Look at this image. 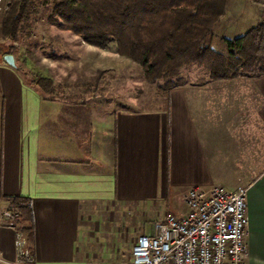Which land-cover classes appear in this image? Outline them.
Here are the masks:
<instances>
[{
  "label": "crops",
  "instance_id": "1",
  "mask_svg": "<svg viewBox=\"0 0 264 264\" xmlns=\"http://www.w3.org/2000/svg\"><path fill=\"white\" fill-rule=\"evenodd\" d=\"M235 4L218 21L228 38L238 30L228 13ZM76 41L110 68L129 64L116 51L99 56L96 49L106 47ZM12 55L23 73L0 61V211L7 198L28 200L31 239L24 233L37 264L65 259L89 224L114 221L113 213L154 224L166 213L181 216L176 208L191 186L216 184L247 186L248 264H264V74L187 80L139 106V99L99 92L81 74L59 85L47 55L38 66ZM37 76L51 79L54 90H38L29 80ZM13 239L1 225L7 259Z\"/></svg>",
  "mask_w": 264,
  "mask_h": 264
},
{
  "label": "trees",
  "instance_id": "2",
  "mask_svg": "<svg viewBox=\"0 0 264 264\" xmlns=\"http://www.w3.org/2000/svg\"><path fill=\"white\" fill-rule=\"evenodd\" d=\"M40 0H13L1 14L3 37L16 41ZM227 0H52L47 21L88 44L114 49L137 63L147 82L166 94L187 82L188 70H204L197 83L207 79L255 77L264 74V18L242 35L217 36L214 29ZM223 45L222 50L218 45ZM11 48V47H10ZM40 91L51 92L52 80L30 77ZM18 210L17 221L30 240L31 205L25 198H7Z\"/></svg>",
  "mask_w": 264,
  "mask_h": 264
},
{
  "label": "rangeland",
  "instance_id": "3",
  "mask_svg": "<svg viewBox=\"0 0 264 264\" xmlns=\"http://www.w3.org/2000/svg\"><path fill=\"white\" fill-rule=\"evenodd\" d=\"M12 2L13 0L11 4ZM231 3H236L228 10V13H233L231 21L238 28L235 32L236 36L242 35L250 27L256 25L260 21L259 12L264 13V10H260L250 0H227L225 9L230 7ZM51 8L52 0H40L37 3L36 12L31 15L28 24H23L16 41L3 37L0 31V61L4 54H12L14 51L19 61L30 62L38 66L42 56H48L54 61L55 68L51 70V73H56L59 85L71 86L76 75L81 74L82 82L90 80L93 85L99 87V92L109 96L123 94L130 99H139L140 102L137 104L139 106H149L157 100L158 94L162 95L158 92L156 83L145 80L142 69L137 63L125 58L129 62L127 66L119 65L114 61V68H110L102 63L108 60L107 58H96L93 53L90 56L88 51L83 49V45L82 48L79 47L76 40H81L80 37L69 31L61 30L47 21ZM3 13L0 12V21ZM214 31L218 37L219 35L230 37L228 32L222 33L219 23L216 24ZM114 46L115 41L111 40L104 50H96L99 56L107 54L109 57L112 56V51H115ZM222 46L218 45L220 50L223 49ZM2 52L6 53L1 54ZM67 59L72 62L66 63ZM94 61H98L100 65L99 63L95 65ZM116 65L120 68H116ZM187 73L188 81L205 76L204 70L196 67L190 68ZM125 96L124 99L127 102L128 98ZM96 209L95 211H101L100 207ZM176 209L181 215L188 210L181 200ZM104 214L110 215L108 212ZM113 216L116 217L114 221L89 224L87 232L82 233L79 238L74 252L56 264H130L132 245L136 237L142 233H151L153 224L150 219L141 217L134 224L132 217L135 215H128L126 211L113 213Z\"/></svg>",
  "mask_w": 264,
  "mask_h": 264
},
{
  "label": "built area",
  "instance_id": "4",
  "mask_svg": "<svg viewBox=\"0 0 264 264\" xmlns=\"http://www.w3.org/2000/svg\"><path fill=\"white\" fill-rule=\"evenodd\" d=\"M250 1L264 10V0ZM9 5L11 0H0V12ZM246 194L243 184L235 189L191 186L184 195L187 212L166 213L151 233L138 235L130 264H248ZM18 216L13 208L0 211V226L14 232V256L7 259L0 253V264H37Z\"/></svg>",
  "mask_w": 264,
  "mask_h": 264
},
{
  "label": "water",
  "instance_id": "5",
  "mask_svg": "<svg viewBox=\"0 0 264 264\" xmlns=\"http://www.w3.org/2000/svg\"><path fill=\"white\" fill-rule=\"evenodd\" d=\"M3 59L4 61L9 64L10 66L12 67H15L17 68V70L20 72V73H23V71L17 67L16 63H15V60H14V57L11 53H6L3 55Z\"/></svg>",
  "mask_w": 264,
  "mask_h": 264
}]
</instances>
